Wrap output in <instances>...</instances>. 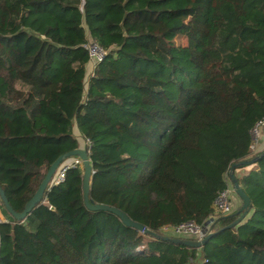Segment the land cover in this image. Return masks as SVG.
Returning a JSON list of instances; mask_svg holds the SVG:
<instances>
[{"label": "trees", "instance_id": "1", "mask_svg": "<svg viewBox=\"0 0 264 264\" xmlns=\"http://www.w3.org/2000/svg\"><path fill=\"white\" fill-rule=\"evenodd\" d=\"M91 40L106 54L85 81ZM258 121L264 0H0V186L15 211L82 138L90 200L160 234L202 224L230 163L264 149ZM233 171L247 213L189 248L87 208L82 163L69 166L22 219L0 197V264H264V154Z\"/></svg>", "mask_w": 264, "mask_h": 264}, {"label": "water", "instance_id": "2", "mask_svg": "<svg viewBox=\"0 0 264 264\" xmlns=\"http://www.w3.org/2000/svg\"><path fill=\"white\" fill-rule=\"evenodd\" d=\"M264 130V126H263ZM264 154V149L254 157L248 158V159H241L238 161H232L228 167V177L231 182L233 191L236 193V195L240 199V205L238 206L236 213L238 214L230 223L225 225L224 227H221L216 230L208 231L203 237L201 238H189L184 236H173V235H167V234H160L154 230L149 229L148 227L144 226L141 222L136 221L132 219L125 211L122 209L110 205L104 202H94L90 200L89 198V181L90 176L92 172V166L90 163V159L88 157L87 150L84 148V146H78L73 149H70L68 151H65L61 154H59L49 165L46 173L44 174L43 178L39 182L37 188L35 189L34 193L31 195V197L25 202L24 208L21 211H15L12 206L10 205L9 201L7 200V197L5 196V193L3 189L0 186V197L3 201V204L6 208V210L13 215L17 219H22L25 217V215L30 211V209L41 200L43 196L44 189L46 188L47 184L50 182V179L52 175L56 172L59 165L68 157L78 156L81 159L82 163V195H83V202L85 206L89 209L93 210H108L110 212H113L116 214L121 221L126 224L135 227L138 230H141L145 233H148L152 236L161 237L163 239L171 240L177 243H181L184 245H187L189 248L192 247H200L202 246L211 236L218 233L220 230L233 226L237 222H239L244 215L247 213L249 209V203L250 198L247 195V193L243 190L241 184L238 182L233 168L234 166H237L239 164H248L250 162H253L254 160L258 159L260 156ZM51 208H54L51 206Z\"/></svg>", "mask_w": 264, "mask_h": 264}, {"label": "built area", "instance_id": "3", "mask_svg": "<svg viewBox=\"0 0 264 264\" xmlns=\"http://www.w3.org/2000/svg\"><path fill=\"white\" fill-rule=\"evenodd\" d=\"M85 47L87 50L89 70L92 72V69L96 66V64L103 59L106 54V49L93 40L87 42ZM257 123L263 122L258 121ZM79 163H81V159L78 156L70 157V160H64L59 165L56 172L52 175V183H58L61 181L64 177L65 170L69 166ZM212 206L214 208V212L202 224H199L194 220H186L175 225L163 226L162 229L170 227L181 234V236L182 234H190L193 236L189 238L203 237L208 231L213 230L212 223L216 215L227 214L233 210L231 188L226 187L220 190L213 199Z\"/></svg>", "mask_w": 264, "mask_h": 264}, {"label": "rangeland", "instance_id": "4", "mask_svg": "<svg viewBox=\"0 0 264 264\" xmlns=\"http://www.w3.org/2000/svg\"><path fill=\"white\" fill-rule=\"evenodd\" d=\"M176 43L184 42V39L182 36L180 37H175L174 40ZM263 126L264 123H256L254 125V127L251 130V135H252V143H251V147L253 149V152H257L260 151L264 148V140H262V138L264 137V133H263ZM66 160H70V157L66 158ZM248 167H246L245 169H247ZM244 168H241V172L239 170V168L235 171L237 172V174H241L243 171H245ZM231 188V196H232V202H233V209H235L236 207H238L240 205V199L239 197L236 195V193L233 191L232 186H229ZM243 219V218H242ZM242 219L240 221H242ZM239 221V222H240ZM239 222H237L236 224H238ZM234 224V225H236ZM161 232H164L163 234H167V235H173V236H181V234H179L178 232H176L174 229L167 227L162 229L161 228ZM182 236L184 237H193L190 234H182ZM147 238V236H146ZM196 263H199V261H194Z\"/></svg>", "mask_w": 264, "mask_h": 264}, {"label": "crops", "instance_id": "5", "mask_svg": "<svg viewBox=\"0 0 264 264\" xmlns=\"http://www.w3.org/2000/svg\"><path fill=\"white\" fill-rule=\"evenodd\" d=\"M89 74H90V70H89V65L88 64H86V70H85V76H84V78H85V81L87 80V78H88V76H89ZM74 132L77 134L78 133V129H77V127H75L74 126ZM263 133H264V130H263ZM262 140H264V137L262 138ZM79 145L80 146H84V140L81 138L80 140H79ZM3 218V214L1 213V211H0V219H2ZM198 257H199V259L201 260L202 258H201V255H200V249L198 250Z\"/></svg>", "mask_w": 264, "mask_h": 264}]
</instances>
